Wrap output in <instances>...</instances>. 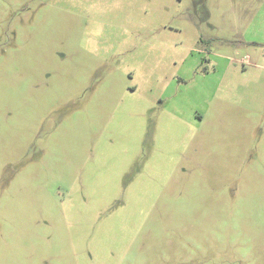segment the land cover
Segmentation results:
<instances>
[{
    "label": "rangeland",
    "instance_id": "1",
    "mask_svg": "<svg viewBox=\"0 0 264 264\" xmlns=\"http://www.w3.org/2000/svg\"><path fill=\"white\" fill-rule=\"evenodd\" d=\"M0 264H264V0H0Z\"/></svg>",
    "mask_w": 264,
    "mask_h": 264
}]
</instances>
